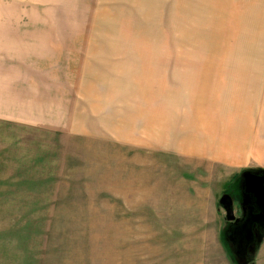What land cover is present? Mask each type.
<instances>
[{"label": "rangeland", "instance_id": "374dc122", "mask_svg": "<svg viewBox=\"0 0 264 264\" xmlns=\"http://www.w3.org/2000/svg\"><path fill=\"white\" fill-rule=\"evenodd\" d=\"M0 14L101 47L71 123L0 118V264H264V224L237 257L226 217L249 199L243 172L264 170V0H0ZM208 123L228 158L183 147L213 145Z\"/></svg>", "mask_w": 264, "mask_h": 264}, {"label": "crops", "instance_id": "0c3cea01", "mask_svg": "<svg viewBox=\"0 0 264 264\" xmlns=\"http://www.w3.org/2000/svg\"><path fill=\"white\" fill-rule=\"evenodd\" d=\"M18 18L20 19V15L17 14H0V118L17 120L31 126H43L41 124L46 123L49 126L55 125L53 120L63 117L71 123L73 114L75 118L80 116L77 101L74 102L77 108L73 107V87L77 86L78 93L83 94L85 85L92 78L90 75L93 71L90 72V69L97 62L92 55L89 57L88 54L96 55L97 49L101 47L88 46L89 40L72 41L74 36L71 31L49 30L45 29L44 25L35 29L30 27L26 29L25 25L18 23L22 22ZM35 18L34 21H40L39 16ZM60 31L68 39L67 44L66 41L64 43L55 41V33ZM80 42H84L83 45H72V43ZM72 49L86 55L76 57V53L74 57ZM73 62L83 66L79 76L75 77V81L72 76ZM86 64L92 66L86 67ZM198 88L201 87L198 86ZM201 92L206 93L205 105L202 108L206 111H201L200 115H208L207 108L210 106L215 112L219 111L221 107L210 103L209 96L213 93L203 88ZM193 95H196V92ZM215 101L218 99L215 98ZM245 113L256 114L252 109ZM194 122L195 120L191 121L192 124ZM207 125L215 139L212 140L213 145L203 147L200 141L205 140L206 137L199 136L196 139L195 135L189 133V139L182 141L183 147H190L191 150L210 157L228 158L231 148L226 146L224 139L216 141L217 138L213 134H216L214 130L217 127H212L209 123ZM218 136L221 138L220 134Z\"/></svg>", "mask_w": 264, "mask_h": 264}, {"label": "flooded vegetation", "instance_id": "af4514ba", "mask_svg": "<svg viewBox=\"0 0 264 264\" xmlns=\"http://www.w3.org/2000/svg\"><path fill=\"white\" fill-rule=\"evenodd\" d=\"M247 202L241 203L237 211H233L234 218L229 221V241L235 255L246 254L253 245L251 228L253 225H263L257 221L258 214L257 199L250 193ZM254 240V239H253Z\"/></svg>", "mask_w": 264, "mask_h": 264}, {"label": "water", "instance_id": "95a60500", "mask_svg": "<svg viewBox=\"0 0 264 264\" xmlns=\"http://www.w3.org/2000/svg\"><path fill=\"white\" fill-rule=\"evenodd\" d=\"M243 179L245 192L252 194L257 199V221L264 224V170H262L261 175L247 171L243 172ZM226 217L229 221L233 219L232 210H227Z\"/></svg>", "mask_w": 264, "mask_h": 264}]
</instances>
